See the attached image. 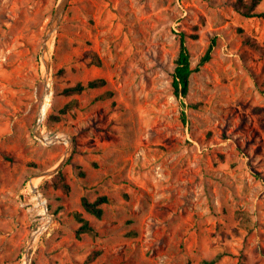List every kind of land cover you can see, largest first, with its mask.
Masks as SVG:
<instances>
[{
  "label": "rangeland",
  "instance_id": "374dc122",
  "mask_svg": "<svg viewBox=\"0 0 264 264\" xmlns=\"http://www.w3.org/2000/svg\"><path fill=\"white\" fill-rule=\"evenodd\" d=\"M58 1L0 0V264H23L35 224L30 179L68 147L34 134ZM235 1L70 0L43 126L70 135L74 150L62 177L36 180L53 219L32 263L203 264L222 253L215 264H264V19L241 15ZM183 32L199 69L177 97ZM95 78L106 84L62 93ZM51 113L61 119L48 125ZM102 194L110 202L97 218L82 198ZM77 211L96 234L77 237Z\"/></svg>",
  "mask_w": 264,
  "mask_h": 264
},
{
  "label": "trees",
  "instance_id": "16d2710c",
  "mask_svg": "<svg viewBox=\"0 0 264 264\" xmlns=\"http://www.w3.org/2000/svg\"><path fill=\"white\" fill-rule=\"evenodd\" d=\"M262 0H236L234 2V8L245 17H260L264 19V11H257V7ZM214 43V42H213ZM214 44H211L207 49L206 53L200 60V64L205 63L211 59V52ZM199 64V65H200ZM199 69V66L193 67L191 64V55L189 48L186 43V34L180 33V47L175 59V67L172 74V87L173 92L177 97H186L190 89V77L191 75ZM106 84L104 78H95L88 81L86 84L81 82L64 88L62 91L65 95H71L74 93H80L86 89L102 87ZM113 96V91L107 90L99 96V98H108ZM70 104H66L61 110V113H65L68 110ZM185 120V116H183ZM61 116L59 114L51 113L47 117V124L51 125L52 123L60 121ZM62 172L56 174L53 179L62 177ZM62 188L68 192L69 185L61 180ZM110 202V198L106 194L97 196L94 200H90L88 197L84 196L82 198V206L86 212L89 214L101 218L104 214V205ZM75 219L79 222V226L76 229L77 237H80L82 234H96V228L91 224V222L85 218L82 212L74 213ZM98 255V251H94L90 254L89 259H94ZM222 253L217 254L211 260H203V264H215L221 257ZM32 264H36L34 261Z\"/></svg>",
  "mask_w": 264,
  "mask_h": 264
},
{
  "label": "water",
  "instance_id": "95a60500",
  "mask_svg": "<svg viewBox=\"0 0 264 264\" xmlns=\"http://www.w3.org/2000/svg\"><path fill=\"white\" fill-rule=\"evenodd\" d=\"M70 0H59L54 11L53 15L51 17V20L46 28L45 35H44V40L42 44V64L44 66L43 70V82L45 85V94L51 93L52 90V62H53V45L55 41L56 34L61 26V23L63 21V18L65 16V13L67 11L68 5H69ZM53 93V91H52ZM42 128H43V122L38 119L37 126L34 130V134L40 139L43 140V134H42ZM69 138L68 147L67 151L64 154L63 158L55 164L53 167L40 171L35 173L32 178L30 179V185L32 187L33 192L39 191L38 185L35 186L36 180L39 178L42 179H47L50 177H53L57 173L62 170V168L65 166L69 158L71 157L73 150H74V139L70 136L67 135ZM56 142V141H54ZM48 144H53L52 142ZM35 224L33 225V228H35ZM40 238V237H39ZM39 238L35 241L34 239L31 238L29 239L28 247L26 250V253L24 255V258L27 257V264H32V256H33V250L35 248V245Z\"/></svg>",
  "mask_w": 264,
  "mask_h": 264
},
{
  "label": "bare ground",
  "instance_id": "6f19581e",
  "mask_svg": "<svg viewBox=\"0 0 264 264\" xmlns=\"http://www.w3.org/2000/svg\"><path fill=\"white\" fill-rule=\"evenodd\" d=\"M51 101H52V90L51 93L45 94L43 96V100L41 102L40 111H39V119L40 121L44 122L47 112L49 111L51 107ZM42 134L44 143H56L61 142L64 144H67L69 142V138L65 133L62 132H56L50 129H47L43 126L42 128ZM56 141V142H54ZM36 186V184H35ZM31 192V198L30 201L26 204L28 207V210L30 211L32 221L35 223V228L32 229L31 238L36 241L40 237L42 233H44L46 230L49 229L51 222H52V215L48 209V202L44 195L40 192H33L32 187H29ZM27 257L23 260V264H27Z\"/></svg>",
  "mask_w": 264,
  "mask_h": 264
}]
</instances>
